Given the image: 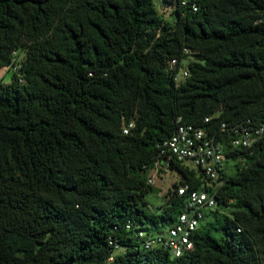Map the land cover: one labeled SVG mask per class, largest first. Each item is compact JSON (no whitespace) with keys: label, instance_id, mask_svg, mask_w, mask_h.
Returning a JSON list of instances; mask_svg holds the SVG:
<instances>
[{"label":"trees","instance_id":"16d2710c","mask_svg":"<svg viewBox=\"0 0 264 264\" xmlns=\"http://www.w3.org/2000/svg\"><path fill=\"white\" fill-rule=\"evenodd\" d=\"M182 1L167 20L152 0H0V264H264V135L233 147L230 131L264 125V0ZM182 124L222 145L220 183L170 160L150 208ZM179 185L216 201L192 250H143L125 223L171 226Z\"/></svg>","mask_w":264,"mask_h":264},{"label":"built area","instance_id":"2783aa9c","mask_svg":"<svg viewBox=\"0 0 264 264\" xmlns=\"http://www.w3.org/2000/svg\"><path fill=\"white\" fill-rule=\"evenodd\" d=\"M160 1L164 2L165 0ZM187 2L188 0H183L181 4L185 6ZM191 8L193 11L197 10L195 4H192ZM169 68L175 82H180L188 76L187 69L184 66H178L176 59L170 60ZM131 126L132 124L128 127ZM128 127L123 129L125 134L128 132ZM224 127L223 124L222 128ZM230 131L233 134L231 139L233 147L249 148L264 135V125L257 127L234 126L230 128ZM160 148V155L165 159L154 164L147 179L148 184L153 185L155 178H162L168 174L170 160L190 163L192 167L200 168L209 181L220 183V171L225 166L223 147L213 138H207L201 129L182 124L169 140L163 142ZM177 194L187 195V209L182 211L176 221L164 231L150 233L145 229V225L125 223V230L133 231L134 237L143 250L164 249L172 257H180L192 250L191 235L198 228L204 213L215 207L216 201L214 196L208 192L189 190L187 185H179ZM109 244L113 247V251L120 249L116 241L112 239H109Z\"/></svg>","mask_w":264,"mask_h":264},{"label":"rangeland","instance_id":"374dc122","mask_svg":"<svg viewBox=\"0 0 264 264\" xmlns=\"http://www.w3.org/2000/svg\"><path fill=\"white\" fill-rule=\"evenodd\" d=\"M155 8L158 10V12L163 13L162 15L165 17L167 20H172L174 15L171 13L172 11V6H169L166 3L161 2L160 0H152ZM1 75L0 78H3L4 82H8L9 79V73L7 71H0ZM190 167L192 165L190 163H187ZM163 181H160V178H155V182L153 183V190L151 193L147 194L144 198L145 202L148 204L150 208H154L155 206H158L163 203V197L166 194L167 190L172 188V184L178 180V175L174 171H169L168 174L163 176ZM145 229L150 232V233H156L160 232L161 230L164 231L167 229L166 227L164 228L163 226H159V230L156 228H151L148 225L144 226ZM147 227V228H146ZM161 231V232H162Z\"/></svg>","mask_w":264,"mask_h":264},{"label":"crops","instance_id":"0c3cea01","mask_svg":"<svg viewBox=\"0 0 264 264\" xmlns=\"http://www.w3.org/2000/svg\"><path fill=\"white\" fill-rule=\"evenodd\" d=\"M163 178H164V177L160 178V181H161V182L163 181Z\"/></svg>","mask_w":264,"mask_h":264}]
</instances>
